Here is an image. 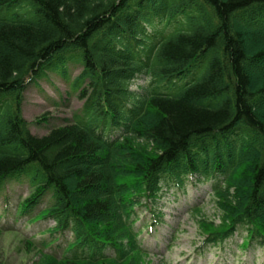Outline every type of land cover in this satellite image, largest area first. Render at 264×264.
I'll return each mask as SVG.
<instances>
[{"label":"trees","instance_id":"trees-1","mask_svg":"<svg viewBox=\"0 0 264 264\" xmlns=\"http://www.w3.org/2000/svg\"><path fill=\"white\" fill-rule=\"evenodd\" d=\"M69 63L83 108L35 136L25 93L48 72L69 81ZM20 178L18 214L55 224L24 241L35 264H150L141 236L191 179L225 217L200 249L243 231V252L264 249V0H0V189Z\"/></svg>","mask_w":264,"mask_h":264},{"label":"rangeland","instance_id":"rangeland-1","mask_svg":"<svg viewBox=\"0 0 264 264\" xmlns=\"http://www.w3.org/2000/svg\"><path fill=\"white\" fill-rule=\"evenodd\" d=\"M67 70L69 81L56 72H48L47 78L28 87L23 116L33 135L43 137L53 127L64 125L65 120L73 122L75 114L81 112L84 103L78 99V93L72 92L70 84L83 68L80 64L69 63ZM147 84L148 80L141 78L132 89L139 91ZM164 193L156 207L163 218L162 225L155 228L149 225L141 236L144 247L150 251L147 259L150 264H264V249L243 252L244 237L241 236L232 238L225 251L200 249L204 240L202 224H208L211 230H220L225 225L223 211L210 184L193 182L183 190L174 188ZM30 194L26 178L13 179L0 189V264H35L38 252L33 247L28 248L24 241L42 242L50 238L46 231L53 228V222H30L17 213V206ZM48 205L49 200L35 213ZM138 213L140 219L134 226L144 228L143 223L151 221L152 214L146 208ZM4 226L17 231L8 233ZM243 232L245 236L246 231ZM70 239L71 234L67 233L56 245H63ZM53 251L60 253L56 246Z\"/></svg>","mask_w":264,"mask_h":264}]
</instances>
